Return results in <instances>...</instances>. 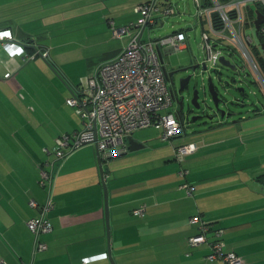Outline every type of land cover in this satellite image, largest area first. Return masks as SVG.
I'll return each instance as SVG.
<instances>
[{
  "label": "crops",
  "instance_id": "0c3cea01",
  "mask_svg": "<svg viewBox=\"0 0 264 264\" xmlns=\"http://www.w3.org/2000/svg\"><path fill=\"white\" fill-rule=\"evenodd\" d=\"M131 1L117 2L114 7L109 2L102 18L96 20L97 29L94 25L91 29L75 27L86 38L67 41L63 35L54 36V30L47 35L44 28L46 19H56L60 14L57 2L64 0H0V30H10L25 51L14 57L0 49V264H84L85 258H97L89 264H112L108 258L98 257H108L109 249L115 264H208L209 246H191L188 241L199 233V227L190 224V218L197 214L225 230L228 249L245 264H264V109L239 121L226 120L207 131L199 154L188 156L185 164L179 162L177 176L174 172L161 173L152 180L141 177L129 182L120 175L116 185L112 171L105 169L110 240L93 145L76 150L66 159L55 154L60 135L73 136L80 131L71 121L62 120L56 111L57 101L51 117L58 131L46 129L36 137L37 127L31 134L23 124L26 137L14 142L7 120L15 100L21 101V92L50 90L49 85L61 89L51 68L62 81L65 79L69 99L72 88L129 45L132 35L113 38L111 24L123 27L136 22L140 15L133 14L131 8L152 2ZM90 14L95 20L93 12ZM254 51L257 54V49ZM45 52L49 53L47 60L39 56ZM171 53L169 48L162 50L163 58ZM31 55L38 58L25 61ZM9 72L13 74L6 79ZM27 74L32 80L23 79ZM42 124L47 126L46 118ZM164 162L171 163L169 158ZM41 168L54 177L53 209L48 213L53 232L40 237L48 250L35 251V238L27 222L38 216L39 210L30 208L29 202L42 205L49 199L47 188L39 183ZM182 169L186 170L184 177L179 175ZM184 185L193 189L190 196ZM141 207H145L144 218L133 213ZM125 212L140 220L135 222L137 226L148 230L144 237H127L129 226L122 222Z\"/></svg>",
  "mask_w": 264,
  "mask_h": 264
},
{
  "label": "built area",
  "instance_id": "2783aa9c",
  "mask_svg": "<svg viewBox=\"0 0 264 264\" xmlns=\"http://www.w3.org/2000/svg\"><path fill=\"white\" fill-rule=\"evenodd\" d=\"M161 1H165L164 11L160 7ZM194 2L200 8L206 62L215 67L222 56V49L219 50L217 47L221 45V40L228 39L239 49L264 90V78L260 67L249 49L253 40L246 33L248 27H255L248 21L253 10H250L248 15L243 10L255 5L264 17V0H207L204 5L201 0ZM157 12L165 15L176 13L168 0H155L135 7V13L140 15L136 22L123 27L111 24L114 37L123 39L132 35L131 42L114 59L103 63L88 78L83 79L77 94L68 99L67 104L76 109L77 114L83 119L84 130L72 137L64 136L57 140L59 159H66L80 149L83 143L94 144L97 139L102 160L107 161L117 155L126 154L127 140L138 130L149 128L160 130L162 141H172L185 131L184 125L176 115L177 112L170 111L173 107L172 95L164 70L165 63L161 62L159 53L164 48H169L173 52L186 49L187 34L178 31L165 38L144 40L146 29L154 28L158 24V18L154 17ZM214 14H217L216 18L213 17ZM205 26H209L210 32L214 35L213 43L208 31L204 30ZM256 32L261 37V44L264 45V23ZM0 49L7 50L14 57L25 52L14 41L10 30H0ZM35 56H28L27 59H34ZM42 56L48 59L49 53L45 52ZM12 74L7 73L5 78L11 77ZM193 150L192 144L176 148L177 161L180 163L184 161ZM185 173L186 170L182 169L179 175L184 177ZM42 177L47 183L52 181V174L46 171H42ZM183 187L190 196L193 189L187 185ZM30 205L37 207L35 201H31ZM51 205V202L47 203L42 217L33 218L28 222L29 229L36 236V247L39 251L47 250L46 244L37 241L39 237L53 231L51 222L45 218V213L52 209ZM145 212V207H141L133 213L135 216L143 217ZM193 222L196 223L197 220ZM205 242L206 237L203 235L196 236L191 241L194 246ZM210 246L211 253L207 257L209 262L244 264L243 259L237 254L225 251L224 244L217 242ZM106 257L107 255H103L99 258ZM95 259L97 258H85L83 263L89 264Z\"/></svg>",
  "mask_w": 264,
  "mask_h": 264
},
{
  "label": "rangeland",
  "instance_id": "374dc122",
  "mask_svg": "<svg viewBox=\"0 0 264 264\" xmlns=\"http://www.w3.org/2000/svg\"><path fill=\"white\" fill-rule=\"evenodd\" d=\"M64 1L65 2H57V9L60 10V14H58L56 19H46L44 28L46 29L47 35H49L48 33H50V31L54 30V36H58L59 34L63 35V38L67 41H76L78 39L83 40L86 38L85 33L76 31L75 27L90 26L91 29L94 25L93 28L97 29L99 23L96 20L102 18V15L106 10L105 6L109 4V2H112L113 7L117 2H132L131 0ZM170 1L176 13L173 15H165L164 13L159 12L155 13L154 17L158 18V24L154 28H147L143 39L156 40L165 38L174 32L185 30L188 35V41L185 43L186 46H188V49L186 48L183 51L173 52L171 54H164L165 65L169 70L175 71L196 64L206 63L205 60L207 55L202 39L203 28L201 26V19L199 18L200 8L196 6L194 0ZM201 1L204 5V2L207 0ZM142 4H147V2ZM164 4L165 1H161L160 7L162 8V11L165 9ZM139 5L141 4L136 6ZM136 6L130 10L135 15H137L135 13ZM255 7V5H251L250 8H243V10L245 14L248 15L249 11L254 10ZM91 12H93V17L95 20L91 18ZM204 30L208 31L211 37V42L213 43L215 38L210 32L209 26H205ZM246 33L247 35L251 36L253 40V44H251L249 49L256 63L260 67L259 59L260 57L264 58L261 50L260 38L257 35L255 28L252 26L246 29ZM111 36L115 38L113 34ZM221 41V45H219L217 48L219 50L222 49V56L235 65L238 68V71L233 72L221 64H218L216 68L209 65L207 72H204L202 68H200L197 71L190 69L186 73L176 74L174 79V86L176 90L179 89V82L182 76H186L188 73L193 75L189 90L184 92V96L186 98L184 101L185 107L183 111L185 118V131L172 141H162V132L154 128L136 131L133 134L132 139L138 144L144 145L143 149H140L136 152H128L123 156L111 158L107 160V162L103 163L104 170L109 169L112 171V174L115 177L116 185H118L120 181V175L124 176V178L126 177L125 179L129 182L141 177L146 180H152V178L157 177L161 173L168 174L174 172V174L176 173L177 176L176 171H178L180 164L177 161L178 159L176 157L174 148L187 145L185 143H191L193 145L194 150L191 154L192 156L199 154L201 151L199 150V146L204 143L202 137L205 134H208L206 133L207 131H213V129L220 127L222 124L221 120L217 118H214L213 121H210L204 117L199 119L197 122L192 121L193 117L203 116V111H205V113L212 112L210 107H214L212 97L208 90L209 77L213 78L216 90L219 93L220 99L222 100L220 104L221 108L227 111L233 110L237 114L242 113L236 115L235 117L227 118V121H239L238 118H242V116H252L257 111L264 109V90L257 75L246 63V60L241 55L239 49L230 40L224 39ZM255 49H257V54L254 51ZM50 70L52 71L54 78L58 79L57 86H61V89L59 87L58 89L56 86L49 85L50 90L46 89L44 91L36 92L33 88H31L29 91H25L24 94L21 92L20 98L22 102L18 100V98L15 100L14 109L12 110L13 113H11L10 119L7 120V125L11 129V136L16 143L18 141H22L24 137H26V131L24 132L22 130L23 124L25 127L28 126L31 129V134L33 133V129L37 127L39 133L36 137L42 136L43 133L46 132V129L48 132L58 131L55 127V119L51 117V112L54 111L53 107L56 101V111H60L62 120L71 121L73 125H75L80 130L79 132L84 130L83 119L77 115V112L73 108L69 107L66 103V99L71 93L69 87L59 76H57L54 70L51 68ZM260 71L264 75V71L261 70V68ZM23 79L32 80L28 74L23 76ZM30 84L32 86V83ZM169 87L173 88V85L169 83ZM196 87L199 89L200 93L199 102L202 105L201 110H196L191 104L193 93ZM238 89H244L246 91L247 98H245L238 91ZM22 95L25 96V99ZM242 102L245 105L243 108H241L243 104ZM191 108L193 109L192 112H190ZM170 111L175 113L178 111L177 102H175V105L170 108ZM44 118H46L47 126L42 124ZM57 118H60L59 114L57 115ZM57 123L61 125L64 123V121H57ZM89 146L92 147V145ZM203 149L205 148H202V150ZM93 150H95L94 146ZM168 158L171 163L164 162V160ZM186 159L187 158H185L181 164H185L187 162ZM11 167H15L14 164L11 165ZM137 171H140L141 173L138 172L139 174H136ZM138 221L140 220L132 217L129 212H125L122 222L129 226V232L127 231L126 233L128 238L131 237L130 235H138L140 238L144 237V233L148 231L145 228L141 229L140 226H137L135 222Z\"/></svg>",
  "mask_w": 264,
  "mask_h": 264
},
{
  "label": "water",
  "instance_id": "95a60500",
  "mask_svg": "<svg viewBox=\"0 0 264 264\" xmlns=\"http://www.w3.org/2000/svg\"><path fill=\"white\" fill-rule=\"evenodd\" d=\"M256 14H257V20L255 21V27H256V31H259L260 26L264 23V17L259 12H257ZM213 17L216 18L217 14H214ZM144 30H145V27L142 29L141 36L144 33ZM261 47H262V51H263V54H264V45H262ZM159 55H160L161 62L165 63L162 52H160ZM205 62H206V60H205ZM218 64H221L222 66H224L225 68L230 69L233 72H237L238 71V68L235 65H233L229 60H227L224 56H221L219 58V61L215 65V68L217 67ZM209 65L210 64L207 63V62L203 63V64H196L195 66L185 67V68H182V69H179V70H175V71L171 72L168 76L172 77L173 75H176V74L186 73L190 69L193 70V71H197L200 68H202V70L204 72H207L208 68H209ZM164 70H165V74H166V67H164ZM192 77H193V75H188L186 78L180 79L179 89L176 90V93L180 97L177 100V104H178V112L176 114L177 116L178 115L180 116L179 113L184 110V107H185L184 106V101H185L186 98L183 95V93L185 91H187L188 86L191 84ZM208 90H209V93H210V95L212 97V101H213V104H214V107H212V108L210 107V109L215 114H214V116H210L209 114L205 115L206 119H208L210 121H213L214 118H217V119L221 120V123H224L227 118L235 117L236 115L242 114V113H238L237 114L236 112L227 111V110H224V109L221 108L220 104H221L222 100L220 99L219 93L216 90V87H215V84H214V81H213L212 77H209V79H208ZM238 91L245 98H247V94H246V91L244 89H238ZM173 95H174V92H173ZM199 99H200L199 89H195L194 93H193V98L191 100V104L196 110H201L202 109V105L199 102ZM244 106L245 105L243 103L241 108H243ZM203 112H205V111H203ZM201 118H203V117L196 116V117L192 118V121L193 122H197ZM95 124H96V122H95ZM94 130H95V132L97 131L96 125H95V129ZM89 145H93L95 147V150H96L98 167H99V171H100V175H101L102 183H103V191H104V199H105V218H106V226H107L108 238L110 240V237H111V224H110L109 189H108V186H107V183H106V180H105V170H104V166H103V160H102L99 148H98L97 139H96V142L94 144L93 143H87V144L83 143L81 148H83L85 146H89ZM128 145H129L128 152H136V151L144 148V145L138 144L137 142H135L132 139V137H130L128 139ZM123 155H125V154L117 155L116 157L123 156ZM108 258L112 262V264H115L113 256H112V251L110 249L108 251Z\"/></svg>",
  "mask_w": 264,
  "mask_h": 264
},
{
  "label": "trees",
  "instance_id": "16d2710c",
  "mask_svg": "<svg viewBox=\"0 0 264 264\" xmlns=\"http://www.w3.org/2000/svg\"><path fill=\"white\" fill-rule=\"evenodd\" d=\"M207 2V1H206ZM147 3H149V2H147ZM200 18V17H199ZM201 26H202V21H201ZM178 32V31H177ZM180 32V31H179ZM181 32H186L185 30H181ZM187 33V32H186ZM259 36V35H258ZM259 38H260V41H262L261 40V37L259 36ZM39 56H41V57H43L42 55H39ZM35 58H38V56L36 55L35 56ZM44 59H46V58H44ZM47 60V59H46ZM25 61H29L28 59H26ZM59 73V72H58ZM5 77V76H4ZM7 79V78H6ZM64 81H65V79H64ZM67 84V83H66ZM81 85V83L80 84H78L76 87H74V88H72V95H71V97L69 98V99H71L74 95H76L77 94V89L79 88V86ZM67 101H68V99L66 100V103H67ZM68 105V104H67ZM69 106V105H68ZM71 107V106H70ZM72 108V107H71ZM74 109V108H73ZM75 111H76V109H74ZM78 115V114H77ZM80 116V115H79ZM81 117V116H80ZM64 136H68V137H72V135H69V134H62V135H60L59 137H58V139H60V138H63ZM57 139V140H58ZM57 145V144H56ZM57 151H58V145H57V149H56V155H57ZM58 157V156H57ZM104 162V161H103ZM42 171H46V170H43L42 168H41V177H40V179H39V183H40V185L42 186V187H44V188H47V190H48V194H49V199H48V202H46L45 204H42V205H40V204H38L36 201H35V203L37 204V207L35 208V207H32L30 204H29V206H30V208H32V209H38L39 210V214H38V216H36V217H34V218H40V217H42V214H43V210L45 209V207H46V205H47V203H49V202H51V204H52V198H51V196H52V189H53V183H54V177L52 176V181L51 182H49V183H47L44 179H43V177H42ZM46 172H48V171H46ZM49 174H51L50 172H48ZM31 201H34V200H31ZM30 201V202H31ZM29 202V203H30ZM51 208L53 209V204L51 205ZM51 209V210H52ZM50 210V211H51ZM50 211H48V212H46L45 213V218L48 220V221H50L49 220V218H48V213L50 212ZM137 217H139V216H137ZM145 217V214H144V216L142 217V218H144ZM33 219V218H32ZM194 220H197V222L195 223V222H193ZM30 221V220H29ZM28 221V222H29ZM28 222H27V227H28ZM51 222V221H50ZM52 224V223H51ZM190 224H192V225H196V226H198L199 227V233L196 235V236H200V235H203V236H205L206 237V241L207 242H205V243H203V244H207L208 246H209V248H210V252L208 253V255L206 256V261L207 262H209L208 260H207V257L210 255V253H211V246H210V244H212V243H222V244H224V249H225V251H227V252H234L233 250H229L228 249V247H227V245H226V243H225V241H224V235H225V230L223 229V228H216V225L215 224H213V223H208V222H206V221H204L202 218H201V216L199 215V214H197V215H195V216H193V217H191L190 218ZM53 226V225H52ZM28 229H29V227H28ZM29 231L31 232V230L29 229ZM53 232V231H52ZM51 232V233H52ZM222 232V233H221ZM32 233V232H31ZM50 233V234H51ZM32 235H33V233H32ZM34 236V238H35V251H39L38 249H37V247H36V236L35 235H33ZM196 236H194V237H191L188 241H189V244L191 245V246H194L192 243H191V241H192V239L193 238H195ZM41 237V236H40ZM40 237H39V239L37 240L39 243H43V242H41V240H40ZM200 245H202V244H200ZM198 246V245H197ZM47 250H48V246H47ZM235 254H237L236 252H234ZM238 255V254H237ZM239 256V255H238ZM240 257V256H239ZM106 258H108V257H106ZM105 258V259H106ZM240 258H242V257H240ZM109 259V258H108ZM243 259V258H242ZM243 261H244V259H243ZM209 263H211V262H209ZM213 263H222L221 261H217V262H213ZM213 263H211V264H213ZM224 264V263H223ZM244 264H245V261H244Z\"/></svg>",
  "mask_w": 264,
  "mask_h": 264
},
{
  "label": "flooded vegetation",
  "instance_id": "af4514ba",
  "mask_svg": "<svg viewBox=\"0 0 264 264\" xmlns=\"http://www.w3.org/2000/svg\"><path fill=\"white\" fill-rule=\"evenodd\" d=\"M257 12H259V10L255 7V9L253 10V13L248 17V21H249V24H251V25H255V21L257 20ZM260 13V12H259ZM261 14V13H260ZM262 15V14H261ZM263 16V15H262ZM261 27V26H260ZM255 29H256V27H254ZM262 45V44H261ZM262 48V47H261ZM259 63H260V68H261V70H263L264 71V60H263V58H261L260 57V59H259ZM193 66H195V65H193ZM165 67H166V79H167V83H168V86H169V83H171L172 85H173V88H170L169 87V89H170V91H171V95H172V104L173 105H175V102H177V100L180 98L179 97V95L176 93V89H175V86H174V79H175V76L176 75H173L172 77L171 76H168L171 72H173V70H169L168 68H167V66L165 65ZM189 67H191V66H189ZM261 74H262V72H261ZM188 75H190L189 73L188 74H186V76H182L181 77V79L182 78H186ZM262 76H263V78H264V75L262 74ZM189 88H190V85L188 86V89H187V91L189 90ZM195 89H198L197 87L195 88ZM173 92H174V95H173ZM183 95H184V93H183ZM184 111V110H183ZM183 111H181L179 114H180V116L178 117L179 118V120H180V122L184 125V120H185V118H184V115H183ZM193 111V109L191 108L190 109V112H192ZM232 112H234L233 110H231ZM178 112V111H177ZM204 113V115L203 116H198V117H205V115H210V116H214V112H208V113H205V112H203ZM127 144H128V140H127ZM128 147H129V145H128Z\"/></svg>",
  "mask_w": 264,
  "mask_h": 264
}]
</instances>
